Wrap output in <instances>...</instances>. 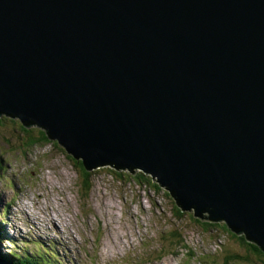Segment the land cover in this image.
I'll return each mask as SVG.
<instances>
[{
	"label": "water",
	"instance_id": "95a60500",
	"mask_svg": "<svg viewBox=\"0 0 264 264\" xmlns=\"http://www.w3.org/2000/svg\"><path fill=\"white\" fill-rule=\"evenodd\" d=\"M4 116L264 251V0H0Z\"/></svg>",
	"mask_w": 264,
	"mask_h": 264
},
{
	"label": "rangeland",
	"instance_id": "374dc122",
	"mask_svg": "<svg viewBox=\"0 0 264 264\" xmlns=\"http://www.w3.org/2000/svg\"><path fill=\"white\" fill-rule=\"evenodd\" d=\"M15 128L10 121L0 123L4 260L14 251L17 258L23 255L32 264L36 258L30 256L36 255L45 256V264H221L226 253L240 252V246L221 232L226 239L217 248L213 239L218 233L202 231L190 212L175 216L174 199L163 187V191L153 188L161 186L151 178L150 185L141 187L130 177L113 179L109 170L116 169L100 166L91 170L97 173L85 199L78 184L77 160L65 156L58 143L55 148L46 145L24 151ZM117 172L133 177L127 169ZM50 218L60 221L57 228L65 249L57 244L59 236L55 224L47 221ZM30 221L41 226L36 229ZM174 230L182 234L179 247L170 244Z\"/></svg>",
	"mask_w": 264,
	"mask_h": 264
},
{
	"label": "trees",
	"instance_id": "16d2710c",
	"mask_svg": "<svg viewBox=\"0 0 264 264\" xmlns=\"http://www.w3.org/2000/svg\"><path fill=\"white\" fill-rule=\"evenodd\" d=\"M4 121H10L13 126H15L16 131L18 133L19 139L21 141V143L23 144V148L24 151H28L29 149H33L35 147H43V146H54L57 147L58 144L57 142H52L46 132L41 129L40 127L38 128H27L25 127L19 120L17 119H1L0 118V123H3ZM46 146V147H47ZM57 150V149H56ZM65 156L70 157L68 155L67 152L64 153ZM74 161V160H73ZM74 163L77 164V171H78V184L80 187V191H81V195L86 199L92 189H93V176L97 173L96 170H94L93 172L91 170H88L84 164V162L82 160H77ZM109 172L111 173V176L114 178L118 177L119 181L125 180L128 177H130V179H134L135 181H137V183L142 187V186H148L150 185V179L145 176V174L139 173V174H134L133 177L128 173V172H120L118 173L117 170H109ZM129 179V180H130ZM153 188L158 189V191H163L161 187H157L156 184H154L152 186ZM150 187V189L152 190L153 188ZM166 193V192H165ZM168 194V193H166ZM184 212H182V210L176 205V207L174 208V215L175 216H182ZM180 219V218H179ZM198 224H202V228H204V230L206 232H225L227 234V237H230L232 239H234L236 241V243H238V245L240 246V248L244 249V253H240V252H235V253H226V260L221 263V264H238L240 262H246L247 264H264V251L262 250L261 247H259L256 243L250 242L246 239L245 234H237L235 232H233L226 223L222 222H210V221H200L197 220ZM200 222V223H199ZM183 225V224H182ZM178 226V225H177ZM224 235V234H223ZM172 238L170 240V244L173 247V245L175 243H177V247L180 246L181 241H182V234L179 233V231L176 232V230H174V232H172L171 234ZM226 239V237L224 238V240ZM215 240V244L216 246H224L223 242H225L223 240V236L220 235L219 233L215 236V238L213 239ZM0 241H2L1 237H0ZM172 241V242H171ZM1 255V254H0ZM7 261L12 262L13 264H32V262H28V260L26 259H20L16 257V254H13V256L11 254H7L4 257ZM33 258H37L35 256H33ZM29 259V257H28ZM41 260H43V262H48L45 258V256L40 257ZM37 260V262H36ZM38 259H34V262L36 264H45L42 263V261Z\"/></svg>",
	"mask_w": 264,
	"mask_h": 264
},
{
	"label": "bare ground",
	"instance_id": "6f19581e",
	"mask_svg": "<svg viewBox=\"0 0 264 264\" xmlns=\"http://www.w3.org/2000/svg\"><path fill=\"white\" fill-rule=\"evenodd\" d=\"M39 217V216H38ZM40 218V217H39ZM40 219H42V217L40 218ZM51 219V218H50ZM50 219H47V221L48 222H52L53 224H55V226L53 227V229L55 230V232H56V234L59 236V238H57V244H58V246H60V247H66V242L64 241V239H63V237H62V234H60V230H61V228L58 226V228H57V224H59V222H58V220L57 219H54V218H52L51 220ZM36 220H37V218H36ZM57 222V223H56ZM62 222V221H61ZM30 223L31 224H33L34 226H35V228L37 229V228H39V226H41V225H36V224H34V222H32V221H30ZM47 226V228H51L50 226H48V225H46ZM64 227H65V225H63ZM37 235H39L40 236V234H37ZM40 238H44L43 236H40ZM49 237H45V239L47 240Z\"/></svg>",
	"mask_w": 264,
	"mask_h": 264
}]
</instances>
